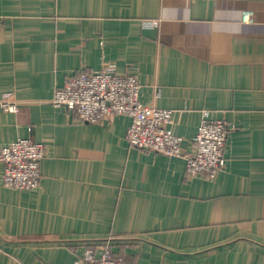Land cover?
Returning a JSON list of instances; mask_svg holds the SVG:
<instances>
[{
    "label": "crops",
    "instance_id": "obj_1",
    "mask_svg": "<svg viewBox=\"0 0 264 264\" xmlns=\"http://www.w3.org/2000/svg\"><path fill=\"white\" fill-rule=\"evenodd\" d=\"M102 62L173 110L185 152L203 109L232 124L224 168L187 176L181 156L127 144L128 116L52 104ZM1 100L18 111L0 106V146L28 137L45 154L32 189L3 185L0 164V264H71L105 240L125 264H264V0H0Z\"/></svg>",
    "mask_w": 264,
    "mask_h": 264
},
{
    "label": "built area",
    "instance_id": "obj_2",
    "mask_svg": "<svg viewBox=\"0 0 264 264\" xmlns=\"http://www.w3.org/2000/svg\"><path fill=\"white\" fill-rule=\"evenodd\" d=\"M243 21L252 20V11L243 10ZM145 25L155 26L157 20ZM140 80L132 73H120L115 66L102 62L90 71L78 70L56 86L51 102L73 112L80 122H102L112 115L129 118L124 138L130 147L166 156H181L187 176L200 175L213 179L224 168L227 135L234 128L225 119L209 117L203 109L201 120L192 137V151L181 148L182 137L172 127L170 108L144 104L139 99ZM0 106L17 112L18 105L1 100ZM45 154V143L28 137H18L0 146L1 182L7 187L32 189L39 184L40 162ZM71 264H125L122 255L116 254L108 240L88 244L75 255Z\"/></svg>",
    "mask_w": 264,
    "mask_h": 264
}]
</instances>
